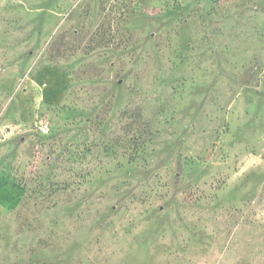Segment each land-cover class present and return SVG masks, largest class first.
Instances as JSON below:
<instances>
[{
	"label": "rangeland",
	"instance_id": "rangeland-1",
	"mask_svg": "<svg viewBox=\"0 0 264 264\" xmlns=\"http://www.w3.org/2000/svg\"><path fill=\"white\" fill-rule=\"evenodd\" d=\"M0 264H264V0H0Z\"/></svg>",
	"mask_w": 264,
	"mask_h": 264
},
{
	"label": "built area",
	"instance_id": "built-area-1",
	"mask_svg": "<svg viewBox=\"0 0 264 264\" xmlns=\"http://www.w3.org/2000/svg\"><path fill=\"white\" fill-rule=\"evenodd\" d=\"M43 129H46L45 126L42 127Z\"/></svg>",
	"mask_w": 264,
	"mask_h": 264
},
{
	"label": "trees",
	"instance_id": "trees-1",
	"mask_svg": "<svg viewBox=\"0 0 264 264\" xmlns=\"http://www.w3.org/2000/svg\"><path fill=\"white\" fill-rule=\"evenodd\" d=\"M180 167H181V166H180ZM180 169L182 170V167H181ZM181 170H180V171H181Z\"/></svg>",
	"mask_w": 264,
	"mask_h": 264
}]
</instances>
